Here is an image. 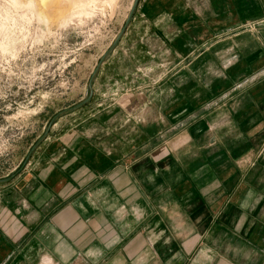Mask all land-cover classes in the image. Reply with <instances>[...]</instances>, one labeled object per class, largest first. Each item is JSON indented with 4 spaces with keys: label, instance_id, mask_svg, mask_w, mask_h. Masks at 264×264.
Wrapping results in <instances>:
<instances>
[{
    "label": "crops",
    "instance_id": "obj_1",
    "mask_svg": "<svg viewBox=\"0 0 264 264\" xmlns=\"http://www.w3.org/2000/svg\"><path fill=\"white\" fill-rule=\"evenodd\" d=\"M263 17L139 0L92 111L0 183V264H264Z\"/></svg>",
    "mask_w": 264,
    "mask_h": 264
},
{
    "label": "rangeland",
    "instance_id": "obj_2",
    "mask_svg": "<svg viewBox=\"0 0 264 264\" xmlns=\"http://www.w3.org/2000/svg\"><path fill=\"white\" fill-rule=\"evenodd\" d=\"M132 2L0 0V179L30 167L51 119L88 96ZM86 105L63 113L50 133L86 116Z\"/></svg>",
    "mask_w": 264,
    "mask_h": 264
},
{
    "label": "water",
    "instance_id": "obj_3",
    "mask_svg": "<svg viewBox=\"0 0 264 264\" xmlns=\"http://www.w3.org/2000/svg\"><path fill=\"white\" fill-rule=\"evenodd\" d=\"M138 1L139 0H133L132 4H131V7H130V10H129V13L126 17V20H125V23L123 25V27L121 28V30L119 31V33L117 34L116 38L114 39L113 43L109 46V48L102 54L98 64L96 65V67L94 68L92 74H91V78H90V81H89V84H88V87H89V94L88 96L82 100L81 102L75 104L74 106H72L71 108H67L65 110H63L62 112L60 113H57L50 121L48 127H47V130L44 132V134L36 141V143L32 146V148L30 149L29 153H28V156L24 162V164H26L29 156L32 154V152L36 149V147L38 146L39 143H41L45 138L46 136L48 135L51 127L53 126L54 122L56 121V119H58L63 113H66V112H69V111H72V110H75V109H78L86 104L89 103V101L92 99L93 97V87H92V80L95 76V74L97 73L98 71V68L99 66L101 65V63L103 62V60L106 58V56L115 48V46L117 45L119 39L121 38L122 34L125 32L128 24L130 23L132 17H133V14H134V11L137 7V4H138ZM23 164V165H24ZM15 177V174L10 176V177H7V178H3V179H0V183H4V182H8L10 180H12L13 178Z\"/></svg>",
    "mask_w": 264,
    "mask_h": 264
},
{
    "label": "built area",
    "instance_id": "obj_4",
    "mask_svg": "<svg viewBox=\"0 0 264 264\" xmlns=\"http://www.w3.org/2000/svg\"><path fill=\"white\" fill-rule=\"evenodd\" d=\"M264 24V17L258 20L256 23L253 24H247L245 27L249 30L255 29L258 25Z\"/></svg>",
    "mask_w": 264,
    "mask_h": 264
}]
</instances>
